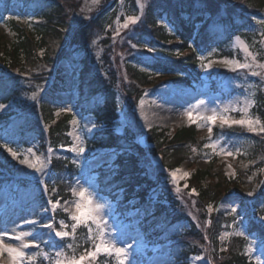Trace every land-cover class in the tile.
<instances>
[{
    "label": "trees",
    "instance_id": "obj_1",
    "mask_svg": "<svg viewBox=\"0 0 264 264\" xmlns=\"http://www.w3.org/2000/svg\"><path fill=\"white\" fill-rule=\"evenodd\" d=\"M72 1L18 0L22 4L21 10L29 9L28 12L35 17V21L25 26L10 21L18 38L7 48V58L0 59V64L3 61L8 68L15 69L16 66L24 68V63L27 62L34 68L30 74L28 71L11 74L0 71V104L5 105L0 110V136L13 145H23L30 149L33 139H39L43 149L47 144L54 147L70 144V116H55V111L59 108L55 106L56 98L66 90L63 68L58 66L61 51L71 68L79 67L76 108L81 113L93 114L99 123L113 127L118 124L119 111L123 110L126 103L133 100L137 102L143 96L144 89L153 83V77L202 85V74L206 68L210 73L209 80L228 72L239 76L240 71L234 70L233 73L228 68L233 62H238L233 46L235 39L242 37L257 47L264 42L261 35L264 33L259 30V27L264 28V0H229L230 7L227 6L226 10L220 8L216 0H152L146 8V22L136 39L132 40V45H136L134 49L143 53L129 57L126 71L130 84L120 86L118 74L109 56V37L99 39V45L88 41V38L94 37L96 30L103 26L107 29L110 25V7L99 10L91 19V24L72 27ZM238 5L243 8L238 9ZM30 35H36L39 40ZM63 41L68 42V45L64 46ZM149 48L153 49L152 53ZM43 49L44 55H36ZM185 51L188 52L181 55ZM99 53L100 57L96 58ZM149 53L151 58L142 56ZM212 62L214 68L211 67ZM256 72L257 75H253L251 79L256 86L253 113L259 126L258 131L253 133L240 125H219L213 132L214 137L226 136L230 143L241 146L246 158L238 160L242 163L240 167L238 165V182H243L241 175L251 170L253 176L259 179L258 186H253L255 191L251 197L240 193L239 212L246 217L250 216L252 209L264 215V67ZM250 73L252 72L245 70V74ZM213 86L214 90L219 91ZM100 95L105 97L102 107L97 103ZM33 96L35 99H32ZM137 134L138 131L133 127H127L122 135L108 131L92 141L94 146L100 148L131 150L130 154L118 157L116 169L102 167L96 171L99 193L111 197L115 191L124 189L125 201L138 199L137 206L142 207L145 212L142 230L146 238H154L150 242L152 245L168 239L175 240L176 243L170 250L178 260L203 254L213 264H254L245 255L247 240L243 238H233L229 242L227 256L216 253L220 247L219 236L224 225L228 226L234 218L214 212L207 225V206L217 205L238 183L228 179L222 167H217L215 162L208 169L197 171L189 181V188H196L198 191V195L191 198L196 202V215L199 214V219L192 214V210L183 209L178 199L167 191L159 200H166L168 205L161 204L160 201L152 203L149 198V192L157 183L154 172L149 169L154 166L149 160H146L149 163L144 162V155H147L146 152L157 155L167 169H175L185 159L194 158L203 149L205 142L198 138L196 126L182 128L174 135L159 128L148 131V140L153 144L148 151L137 143ZM44 163L45 167L40 169L39 175L19 179L26 204L32 205L34 201L40 209H46L48 200L69 198L71 181L77 172V167L70 158H52L44 160ZM1 170H10L12 176L16 174L11 170L10 163L5 162L0 155V174ZM206 178L211 180L207 186L204 185ZM123 206L124 203L120 205L121 209ZM58 216L67 218L62 213ZM180 222H187V225L165 239L163 236L168 233V228ZM80 231L82 229L72 232L74 240L68 241L70 248L79 247L78 250H82L86 245L88 239ZM248 232L257 234L264 241V226L250 221ZM59 244L66 248V242ZM98 264H115V261L113 257L100 256Z\"/></svg>",
    "mask_w": 264,
    "mask_h": 264
},
{
    "label": "rangeland",
    "instance_id": "obj_2",
    "mask_svg": "<svg viewBox=\"0 0 264 264\" xmlns=\"http://www.w3.org/2000/svg\"><path fill=\"white\" fill-rule=\"evenodd\" d=\"M216 1L217 5L223 10H226L227 6L230 7L229 0ZM151 2L152 0H117L115 3L114 0H73L71 2L72 27L91 24L93 17L104 8L108 9L110 7L108 11L110 25H108L107 29L103 26L101 29L96 30L94 37L88 38V41L99 45V39L104 36L109 37L111 44L109 56L118 74L120 86L130 84L129 74L126 71V63L130 61L129 57L133 54L141 55L143 53L132 47V40L136 39L137 33L143 28L146 22V8ZM21 7L22 4L18 3V0L0 1V59L7 58L5 56L7 48H10L18 38L17 33L11 28L10 21L18 22L24 26L35 21V17L28 12L29 9L25 8L22 11ZM239 8L243 7L238 5ZM133 20L136 21L135 24L132 23ZM106 22L108 23L109 21ZM125 23L128 24L127 28L124 27ZM259 28L264 33V28ZM261 35L264 39V34ZM30 36L39 40L36 35ZM63 43L64 46L65 44L68 45L66 41H63ZM233 46L238 62H233L228 67L232 72L234 70L239 71L242 68L240 65L244 64L250 65L249 68L244 70L252 73H258L256 71L264 67V42L262 46L257 47L254 44H249L244 38L237 37ZM257 48L259 49L257 50ZM149 52L152 53L151 51ZM187 52L185 51L181 55H185ZM212 52L210 51V53ZM150 53L142 56L151 58L152 55ZM36 55H44V49L39 50ZM63 57V51H61L58 57L60 60L58 66L63 68L62 74L66 81V90L58 94L56 98L57 104L55 106L59 108L55 111V116L62 118L70 115V131L68 133L70 145L59 148L47 145V149L42 150L40 149L41 142L38 139H33L30 149H27L22 145H13L10 141L0 136V155L5 162L10 163L11 170L15 171V175L19 178H34L39 175L40 173H36V171L37 169L43 170L45 167L44 160L55 157L70 158L77 167V172L71 181L70 197L55 203L50 201L47 211L49 216L43 219L41 215H44L45 211H39L40 209L34 201H32V205L23 206L21 199H11L9 191L16 188L17 179L8 184L6 189H0V236L3 237L2 246H0V264H13V254L9 253V246L18 248L25 253L22 264L35 263L38 260H43L46 264H70L72 260H79L81 256L85 258L82 261L84 264H95L96 257L99 254H106L102 249L99 252L96 249V245L102 242L96 223L72 219L73 216L78 215L76 204L81 202V197L79 196L81 190H87L86 194L92 197L94 204L104 205L100 214L101 218L98 219L100 228H102L104 233L103 241L109 247L114 246L115 248L127 250L119 260L114 253L111 254L114 256L116 264H213L211 260L201 255L191 256L184 262L180 261L174 257L170 249L160 251L154 248L152 251L146 252L149 242H151V239L153 241L154 238L147 239L142 230V223L145 217L142 207L137 208L134 206L136 201L134 200L133 204L129 200L121 209L120 205L125 203L123 202V194H119L113 200L99 193L98 175L95 171L103 166L116 168V160L121 152L110 151V149H97L90 144V140L94 135L101 136L108 130L105 126L99 125L95 117L86 113L81 114L75 107L78 100L79 67L71 68ZM98 57H100V53L96 55V58ZM2 63L4 64L5 62L2 61ZM3 64H0V71L8 74L19 71H28L30 74L34 68L27 62L24 63V68L16 66L15 69L8 68L7 64H4L5 66ZM210 64L213 67L214 62ZM240 73L238 74L239 76H235L231 72H228V74L223 73L219 78H212L211 80H209V76L207 79H203L205 82L201 86L194 82L189 84L177 83L155 76L151 86L146 87L143 96L137 102L133 100L128 104L126 103L123 110L119 111L118 124L112 129L113 131H121L124 128L133 127L138 131L136 140L139 141L145 133L155 128L165 129L169 135H174L182 128L196 126L198 138L204 140L205 143L203 149L198 151L194 158L185 159L173 170H167L160 161V157L151 155L149 152H146L147 155H144L143 160L145 163H149L146 161L149 160L154 165V168H149L150 171L154 172V176L161 177L162 180L157 182V185H160L162 189L160 192L165 193L167 191L174 195L181 207L187 211L189 209L190 211L192 210L193 215H196L197 207L195 200L191 197H196L198 191L196 188H189L188 186L192 176L197 171L208 169L212 162H215L217 167H222L225 176L230 180H236L238 186L233 187L230 193L217 205H209L207 207L209 213L215 211L224 214L226 217L234 218L229 227L221 233L219 238L220 247L216 250V253L227 256L228 243L233 238H246L249 243L245 248V253L249 257V261H254L255 264H264V241L258 239L257 234H249L247 227L250 218L239 212L241 207L240 193L243 192L247 197H251L255 191L253 188L259 184V179L253 176L254 173L252 174L251 170L241 175L243 176L241 177L244 180L243 182H238L240 179L238 165L240 167L242 164L238 160L246 158L241 146L230 143L226 136L214 137L213 135L215 126H219L222 123L237 125L235 121L242 119L245 123L241 125L248 130H254L258 127H256L257 121L253 115L256 101L254 90L256 86L250 75L245 74L243 70ZM207 75H209L208 71L204 76ZM213 85L219 91L213 90ZM118 89L120 90L121 88ZM161 93H166L167 97L161 98ZM173 97L177 100L174 103L171 101ZM201 100L205 102L203 105H199ZM97 103L102 107L105 103V97L100 95L97 98ZM189 111L193 112L191 120L187 115ZM212 115H215L217 119L209 122L207 117ZM209 127L212 129L211 132H209ZM245 132L247 131L245 130ZM81 147L84 148V151L78 154ZM152 147L153 145L148 144L144 150L148 151ZM39 149L40 154L37 153ZM68 154L71 157H68ZM173 172L176 174L175 182L172 176ZM257 173L258 168L255 174L257 175ZM262 175H264V171ZM210 181L209 178H206L204 185L207 186ZM20 191L22 190L20 189ZM157 196L158 193H153L151 199L156 200ZM233 209L236 211L233 212ZM58 211L67 215V218H60L56 221L54 214ZM254 214L256 215L257 223L264 224V217L258 215L256 211H254ZM196 217L199 219V214ZM66 219L74 224L69 225ZM194 219L198 221L196 218ZM26 221H34L36 223H27ZM44 222H46L45 225H52L51 231L47 227H42ZM206 222L209 225L210 220L208 219ZM76 225V231L79 229L78 226H82V228L84 227L87 230L81 228L83 232L80 231L88 239L82 250L78 251L79 247L71 249L69 247L70 243L66 245V248L54 243L61 240L55 235L57 231L67 233L64 237L67 238L70 234V229L76 227ZM186 225L187 222H180L170 226L167 230L168 233H165L163 237L165 239L168 238L173 232H178L180 228ZM21 232H30L32 235L23 237L21 240L13 238L19 236ZM25 243L30 246L24 248L23 244ZM94 252H97V254L92 256L91 254Z\"/></svg>",
    "mask_w": 264,
    "mask_h": 264
},
{
    "label": "snow or ice",
    "instance_id": "obj_3",
    "mask_svg": "<svg viewBox=\"0 0 264 264\" xmlns=\"http://www.w3.org/2000/svg\"><path fill=\"white\" fill-rule=\"evenodd\" d=\"M135 22H136L135 20L132 21L133 24H135ZM262 23H264V22H262ZM124 27L127 28L128 24L125 23ZM132 47L135 48L136 45L133 44ZM149 51H153V49L149 48ZM240 67L249 68L250 65L244 64V65H240ZM252 74L253 75H257V73H252ZM32 99H35V96H33ZM204 103L205 102L202 101V100L199 101V105H203ZM199 105H197V107H199ZM4 108H5V105L0 104V110H3ZM187 115H188L190 120L193 118V112L189 111L187 113ZM216 119H217V117L215 115L207 117V120L209 122H213ZM225 122H227V121L225 120ZM235 123L244 124L245 121L240 120V121H235ZM211 130H212L211 127H209V132H211ZM262 130H264V129H262ZM73 150H75V149H73ZM49 151H51V149H49ZM83 151H84L83 147L79 148L78 154L82 153ZM13 155H15V153H13ZM37 171H40V169H37ZM172 176H173V179H174V182H175V177H176L175 172L172 173ZM86 193H87V190H81L80 191L79 196L81 197V202H78L76 204V212L78 213V215L73 216L72 219L73 220H77V221L85 220V221H90L92 223H96L97 230L100 233V239L102 241L100 244L96 245L97 252H99L102 249L106 254H110L111 255V254L114 253L115 256L119 260V258H121L122 255L125 254L127 250L124 249V248H115L114 246L109 247L107 245V243L103 241L104 233H103L102 228H100V224L98 222V219L101 218L100 214L102 213L104 205L94 204L92 197L90 195H87ZM209 210H211V209H209ZM232 211L235 212L236 210L233 209ZM26 222L27 223H36L34 221H26ZM42 227H47L50 231L52 229V225L51 224L43 225ZM30 235H32V233H30V232H21L19 236H15L13 238L17 239V240H21L23 237H28ZM55 235H56V237H58L60 239H63L67 235V233L57 231L55 233ZM2 242H3V237L0 236V246H2ZM29 246L30 245L27 244V243L23 244L24 248H27ZM8 251H9L10 254H13V264H22V260H23V258L25 256V253L22 250L9 246L8 247ZM97 252H94L91 255L95 256L97 254ZM84 259L85 258L83 256H81L79 258V260H75L74 259V260H72L70 262V264H81V262Z\"/></svg>",
    "mask_w": 264,
    "mask_h": 264
},
{
    "label": "bare ground",
    "instance_id": "obj_4",
    "mask_svg": "<svg viewBox=\"0 0 264 264\" xmlns=\"http://www.w3.org/2000/svg\"><path fill=\"white\" fill-rule=\"evenodd\" d=\"M160 97H161V98H166L167 95H166V93H161ZM168 101H169V100H168ZM171 101H173V103H174V102H176L177 100H176L175 97H173ZM29 243H31V242H29Z\"/></svg>",
    "mask_w": 264,
    "mask_h": 264
},
{
    "label": "water",
    "instance_id": "obj_5",
    "mask_svg": "<svg viewBox=\"0 0 264 264\" xmlns=\"http://www.w3.org/2000/svg\"><path fill=\"white\" fill-rule=\"evenodd\" d=\"M141 143H142L143 146L146 145V138L145 137L141 139Z\"/></svg>",
    "mask_w": 264,
    "mask_h": 264
}]
</instances>
